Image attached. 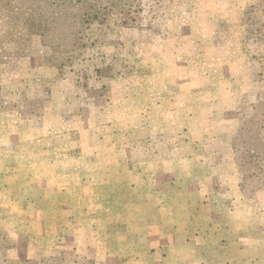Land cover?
Returning <instances> with one entry per match:
<instances>
[{"label":"rangeland","instance_id":"1","mask_svg":"<svg viewBox=\"0 0 264 264\" xmlns=\"http://www.w3.org/2000/svg\"><path fill=\"white\" fill-rule=\"evenodd\" d=\"M127 3L0 42V264H264V0Z\"/></svg>","mask_w":264,"mask_h":264},{"label":"trees","instance_id":"2","mask_svg":"<svg viewBox=\"0 0 264 264\" xmlns=\"http://www.w3.org/2000/svg\"><path fill=\"white\" fill-rule=\"evenodd\" d=\"M84 1L0 0V42L16 48L14 40L22 38L27 40L33 36L45 39L44 36L50 30V26L58 23L66 25V21L78 22L80 16L73 18L76 13L82 14L83 9H86L85 13L89 18L90 25L99 20V14L107 13L105 12L106 8H102L103 3L106 2L110 6L117 7L119 4L126 5L130 1L136 3L138 0H90L92 5L84 4ZM97 7H100L99 11H97ZM111 9L113 8H109V11Z\"/></svg>","mask_w":264,"mask_h":264},{"label":"crops","instance_id":"3","mask_svg":"<svg viewBox=\"0 0 264 264\" xmlns=\"http://www.w3.org/2000/svg\"><path fill=\"white\" fill-rule=\"evenodd\" d=\"M179 228H177L176 230H178ZM198 236H195L194 238H195V240L197 241L199 238H197ZM188 238V237H187ZM190 241H187L186 242V244H185V246H183L182 248L183 249H191V250H193V253H196L195 254V257L196 256H198L197 254L199 253V250L201 249V246H200V244H202L201 243V241L200 240H198L197 242L196 241H193L194 239L193 238H191V239H189ZM192 240V241H191ZM145 246H147V245H145ZM222 247V249H224L225 247H226V245L225 244H223L222 243V245H221ZM139 248V247H138ZM143 251H145V253L144 254H142V255H138V256H134V258H133V255H131V252H133L132 251V249H130V250H128V248L126 249L127 251H128V253H127V255H125V254H119V253H116L117 255H119L120 256V258L121 259H126L127 260V263H128V261H132V259H134V260H137V263L138 264H151V261L152 262H154V264H158L159 263V261H160V263L159 264H169V263H165L166 261L165 260H173V256L175 255V254H177V249L179 250V248L178 247H176V246H172V250H168V252H167V250H165L164 251V253H166V254H170V256H167V255H163L162 257L159 255V256H157V254H156V252L155 251H152L151 249H149L148 247H146V249H144V248H141ZM13 250H18V247H16V248H14ZM160 250V249H159ZM180 251V250H179ZM180 253V252H179ZM130 255V257H128ZM132 257V258H131ZM141 257V258H140ZM128 258H130V259H128ZM148 259V260H147ZM175 260V261H174ZM172 262L173 263H171V264H180V262L178 261V259H174ZM157 261V262H156ZM184 262H186V263H188V264H200L201 262L199 261V262H195L194 261V257H193V259L192 258H190L189 259V261H184ZM228 261H226V262H224L225 264H228L227 263ZM238 264H240V263H238ZM243 264V263H242Z\"/></svg>","mask_w":264,"mask_h":264}]
</instances>
